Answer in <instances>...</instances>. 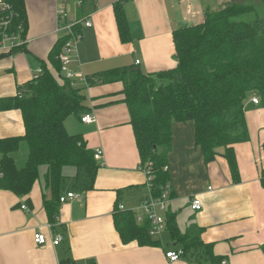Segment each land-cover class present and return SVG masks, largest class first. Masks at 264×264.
Wrapping results in <instances>:
<instances>
[{"label":"crops","instance_id":"0c3cea01","mask_svg":"<svg viewBox=\"0 0 264 264\" xmlns=\"http://www.w3.org/2000/svg\"><path fill=\"white\" fill-rule=\"evenodd\" d=\"M21 1L28 41L25 49L0 56V98L15 96L42 67L55 69L50 54L55 48L62 50L65 42L64 34L54 31L58 10L90 19V26L80 25L71 65L75 76L70 81L86 97L82 116L92 114L96 120L88 124L74 115L65 125L74 130L71 134L83 136L94 157L97 149L103 153L95 157L99 168L91 189L76 181L77 169L69 174L63 170L62 195L73 191L81 198L60 203L52 230L44 207V194L51 197L43 177L46 166L25 196L0 186V264H215L214 259L217 264H264V103L258 95V103L252 96L245 103L249 139L232 146L235 170L224 147L214 160H206L193 119L172 122L166 153L169 198L157 212L167 222L174 217L178 235H173L168 223L159 234H151L143 208L154 196L147 182L150 162L143 164L140 156L122 70L155 76L174 69V31L202 23L208 12L219 10L206 5L212 0L121 1L129 28L126 40L117 20V0ZM113 70L120 72L104 77ZM58 75L66 77L61 70ZM156 80L158 85L169 83L167 75ZM25 132L19 109L0 111L2 138L22 137ZM28 154L23 141L13 154L18 167L26 165ZM195 197L203 202L201 210L192 208ZM22 203L30 210L22 209ZM118 210L136 226L149 223L148 243L124 242L115 222ZM38 230L50 237L61 234L63 240L57 245L50 239L36 244ZM170 251H181L178 260H170Z\"/></svg>","mask_w":264,"mask_h":264},{"label":"trees","instance_id":"16d2710c","mask_svg":"<svg viewBox=\"0 0 264 264\" xmlns=\"http://www.w3.org/2000/svg\"><path fill=\"white\" fill-rule=\"evenodd\" d=\"M4 1L12 4L26 31L22 1ZM261 2L264 8V0ZM256 11L252 4L235 3L208 12L202 23L174 31L177 61L174 69L155 76L140 70H122L131 74L126 80V99L142 162L151 163L154 196H159L169 182L166 153L174 120L193 119L197 125V144L206 160H214L218 149L224 147L232 170L236 169L232 146L249 139L245 103L254 94L262 97L264 103V16L257 15L248 21L242 18ZM116 12L121 36L126 40L129 28L120 0L116 1ZM76 30H81V26ZM22 49L25 47L0 52V56ZM60 50L55 48L50 54L53 71L42 67L39 76L24 84L15 96L0 98V111H21L26 131L22 137L0 136V186L25 196L41 177V167L46 166L43 177L51 197L44 194V207L51 224L59 212L66 178L64 168L76 167L74 178L87 189L94 187L99 168L83 136L71 134L65 125L72 115L82 117L87 106L81 89L73 87L64 75H58ZM118 72L113 70L103 76L111 77ZM163 75H167L169 83L158 85L156 78ZM23 141L28 144L29 154L26 165L18 167L13 154ZM115 222L124 242L132 239L141 244L149 242L148 222L136 226L119 210ZM167 223L173 235H178L173 216H169ZM214 263L217 264L216 259Z\"/></svg>","mask_w":264,"mask_h":264},{"label":"built area","instance_id":"2783aa9c","mask_svg":"<svg viewBox=\"0 0 264 264\" xmlns=\"http://www.w3.org/2000/svg\"><path fill=\"white\" fill-rule=\"evenodd\" d=\"M126 1V0H120ZM81 4V1L78 2ZM19 18L17 11L13 8L12 4L6 1H0V52L11 51L13 48L23 47L27 41L28 37L25 32L24 22H21L16 32L12 31L15 27L14 21ZM57 27L56 31L64 34V45L61 52L58 55V59L61 63V70L65 74L66 79L71 80L74 78L75 74L71 68L72 62L74 60L73 55L77 50L78 42L81 36V31H77L76 27L78 25L84 24L90 26V19H79L70 15L65 9L58 10L57 13ZM25 32V33H24ZM41 70H39L34 78L39 76ZM254 103H258L259 99L257 95L252 96ZM96 120L95 116L92 114H85L82 116V121L85 123H93ZM103 151L101 149L96 150L95 157L101 158ZM147 182L150 186H153L154 174L151 172V163L147 169ZM81 198V194L73 191H67L60 197L61 203H66L73 199ZM169 198V193L167 188H163L162 193L159 196H152L146 200L143 204V208L148 215V219L151 223L150 233L159 234L163 228L166 226V218L157 212V210H163L165 208V203ZM21 208L29 211L25 204H22ZM192 208L194 210H201L203 208V202L201 198L195 197L192 200ZM52 224H47L52 230ZM49 239L55 245L59 244L63 240V235L55 234L53 237L48 236L42 230H38L34 233V241L36 244H46ZM180 252L170 251L167 252V256L170 260H178ZM222 264H226L225 261H222Z\"/></svg>","mask_w":264,"mask_h":264},{"label":"rangeland","instance_id":"374dc122","mask_svg":"<svg viewBox=\"0 0 264 264\" xmlns=\"http://www.w3.org/2000/svg\"><path fill=\"white\" fill-rule=\"evenodd\" d=\"M205 1V0H204ZM197 3H200L197 2ZM206 5H210L211 4V8H216V9H221L227 5H231V4H245V5H249V4H252L254 5L256 8H257V11L256 12H251V13H248V14H245L242 16V18L246 21L248 20H251V19H254L257 15L259 16H264V8L262 6V2L261 0H212L210 2H205ZM195 21H199L198 19L195 20ZM21 22L19 20H16L14 21V24H15V27L13 28L12 31L16 32V29L18 27V25L20 24ZM192 24V23H190ZM56 31V29L54 30ZM123 76L126 78L125 80H127V77L128 79H130L131 77V74L129 73L128 75H126V73L123 74ZM74 116H71V118H73ZM75 118V117H74ZM67 128L69 130V132H73L74 130H72L71 126H69V124L67 125ZM72 170H76V167H73V166H68L64 169V172L69 174V171H72Z\"/></svg>","mask_w":264,"mask_h":264},{"label":"bare ground","instance_id":"6f19581e","mask_svg":"<svg viewBox=\"0 0 264 264\" xmlns=\"http://www.w3.org/2000/svg\"><path fill=\"white\" fill-rule=\"evenodd\" d=\"M66 78V77H65Z\"/></svg>","mask_w":264,"mask_h":264}]
</instances>
